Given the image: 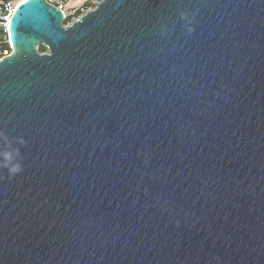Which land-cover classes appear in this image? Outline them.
Masks as SVG:
<instances>
[{
  "label": "water",
  "instance_id": "95a60500",
  "mask_svg": "<svg viewBox=\"0 0 264 264\" xmlns=\"http://www.w3.org/2000/svg\"><path fill=\"white\" fill-rule=\"evenodd\" d=\"M66 19L22 0L9 22L0 264H264V0Z\"/></svg>",
  "mask_w": 264,
  "mask_h": 264
},
{
  "label": "built area",
  "instance_id": "2783aa9c",
  "mask_svg": "<svg viewBox=\"0 0 264 264\" xmlns=\"http://www.w3.org/2000/svg\"><path fill=\"white\" fill-rule=\"evenodd\" d=\"M18 1V0H17ZM16 0H0V53L1 56H6L11 54L12 49L4 47L5 43H9V22L11 20V16L13 11L17 5ZM51 3L62 9L66 17L69 15L75 14L77 9L68 7V3L70 0H49ZM91 10V9H90ZM76 20V19H75ZM10 46V43H9Z\"/></svg>",
  "mask_w": 264,
  "mask_h": 264
},
{
  "label": "clouds",
  "instance_id": "9594fccd",
  "mask_svg": "<svg viewBox=\"0 0 264 264\" xmlns=\"http://www.w3.org/2000/svg\"><path fill=\"white\" fill-rule=\"evenodd\" d=\"M20 143L22 144L24 143V141L21 140ZM10 148H11V138L9 137L7 130L4 129L3 127H0V159H2L3 161H7L11 158V153L9 152ZM17 155L18 156L20 155L18 151H17ZM21 170H22L21 165L17 163L10 169V174L19 173Z\"/></svg>",
  "mask_w": 264,
  "mask_h": 264
},
{
  "label": "rangeland",
  "instance_id": "374dc122",
  "mask_svg": "<svg viewBox=\"0 0 264 264\" xmlns=\"http://www.w3.org/2000/svg\"><path fill=\"white\" fill-rule=\"evenodd\" d=\"M97 1H99V0H70L68 3V7H73L76 9L79 7L80 8L77 9V12L75 14L70 15L72 18L68 23H66V25L75 21V19H77L79 16L86 13L90 9L95 8ZM88 2H89V4H87ZM46 51H47V49H46ZM0 57H2L1 53H0Z\"/></svg>",
  "mask_w": 264,
  "mask_h": 264
},
{
  "label": "trees",
  "instance_id": "16d2710c",
  "mask_svg": "<svg viewBox=\"0 0 264 264\" xmlns=\"http://www.w3.org/2000/svg\"><path fill=\"white\" fill-rule=\"evenodd\" d=\"M5 1H6V0H5ZM87 4H89V2H88ZM71 18H72V17L69 15V16L67 17L65 23H68V22L71 20ZM4 47H6V48H10L9 43H8V42L5 43V44H4ZM46 49H47V48H46L45 46H43V45L40 47V51H41V52L46 51Z\"/></svg>",
  "mask_w": 264,
  "mask_h": 264
},
{
  "label": "bare ground",
  "instance_id": "6f19581e",
  "mask_svg": "<svg viewBox=\"0 0 264 264\" xmlns=\"http://www.w3.org/2000/svg\"><path fill=\"white\" fill-rule=\"evenodd\" d=\"M21 1H22V0H18V1H17V4H19Z\"/></svg>",
  "mask_w": 264,
  "mask_h": 264
}]
</instances>
